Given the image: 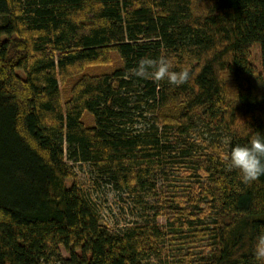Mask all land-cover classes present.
<instances>
[{"label":"trees","instance_id":"16d2710c","mask_svg":"<svg viewBox=\"0 0 264 264\" xmlns=\"http://www.w3.org/2000/svg\"><path fill=\"white\" fill-rule=\"evenodd\" d=\"M0 20V264H150L168 236L159 217L178 241L208 243L191 264H260L264 175L244 184L228 164L234 146L264 137V0H0ZM112 53L119 68L84 72ZM145 57L189 82L135 76ZM78 165L93 190L67 185ZM183 165L197 198L154 211L155 178ZM103 186L134 197L140 221L102 226L92 193Z\"/></svg>","mask_w":264,"mask_h":264},{"label":"rangeland","instance_id":"374dc122","mask_svg":"<svg viewBox=\"0 0 264 264\" xmlns=\"http://www.w3.org/2000/svg\"><path fill=\"white\" fill-rule=\"evenodd\" d=\"M111 60L112 62L107 65L88 66L84 69V72L89 75H101L110 73L121 66L117 54L112 53ZM73 81L74 80H71L65 86H62L63 99L69 96ZM83 122L86 126H92L94 124L92 116L88 113L84 115ZM205 132L204 129H198L191 135L195 142H200V144H202L200 145L201 148L209 146L212 142L211 137H208ZM225 142L226 139L222 137L219 138V142L217 143L223 155L225 154ZM74 170L76 177L75 179H67V185L71 186L73 181L76 180L82 187L93 190L91 189L92 177L88 167L86 165H78L75 166ZM155 182V192L157 196L153 200L149 199L148 202L155 206L154 211L157 208L160 212L163 211L168 215L173 214L170 208L172 204L175 205V203H179L178 205L183 208H188L193 204L194 196L197 198L200 192L195 173H191V168L186 165L180 166L172 171L167 180L163 175H158L155 178ZM92 196L100 208L102 226L110 230H119L126 224L140 221V212H142L140 207H135L132 201L134 197L129 198L125 192L112 189L110 186H103L95 192L93 191ZM201 208L203 210L200 211V219L203 223L210 224L212 221V214L206 210V205L202 204ZM158 222L164 226L168 236L166 243L162 246V257L152 260L150 264H191L199 258L202 253H209L210 246L207 242L195 247H190L178 241V237L173 234L177 231L173 228L171 229L174 225L168 224L167 218L159 217ZM63 254L66 257L68 256L66 251H63Z\"/></svg>","mask_w":264,"mask_h":264},{"label":"clouds","instance_id":"9594fccd","mask_svg":"<svg viewBox=\"0 0 264 264\" xmlns=\"http://www.w3.org/2000/svg\"><path fill=\"white\" fill-rule=\"evenodd\" d=\"M141 79L155 82L167 81L171 86H181L190 80V71L183 69L173 71L167 58H142L134 71ZM229 170H238L241 181L251 184L264 175V137L256 136L248 145H236L232 148L228 164ZM254 256L260 264H264V232L256 239Z\"/></svg>","mask_w":264,"mask_h":264}]
</instances>
